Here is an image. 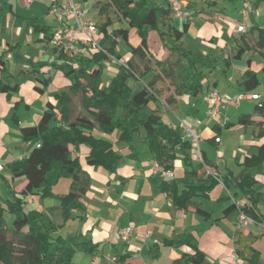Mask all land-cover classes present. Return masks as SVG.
Returning <instances> with one entry per match:
<instances>
[{
  "label": "crops",
  "instance_id": "obj_1",
  "mask_svg": "<svg viewBox=\"0 0 264 264\" xmlns=\"http://www.w3.org/2000/svg\"><path fill=\"white\" fill-rule=\"evenodd\" d=\"M82 1L86 0L76 2L81 4ZM96 1L93 0L91 8L95 5L93 9L96 14L104 18L101 22L103 23L107 20V16L103 14V10ZM256 1L237 0L232 5H227L229 7L219 0L183 1L189 17L201 18V23L196 29L197 36L201 38L203 46L206 47L202 48L205 52L201 54L208 55L211 59H217L220 62L213 56L220 54L222 60L232 53L235 43L242 34L237 30L239 25H244L247 30L253 25L264 26V17L261 20L259 12V7L264 3V0L258 1L257 8L253 9L251 2L255 3ZM53 2L55 1L52 0ZM154 2L167 6L171 1L165 3L163 0H148L149 5ZM50 6L48 7L49 11ZM226 11L229 13L226 14ZM112 13L109 16L113 21V24L108 28L110 31L118 27L128 28L124 16V24H121L118 19L114 22ZM171 16L173 26L178 21H181L182 24L185 22V20L176 19L172 12ZM189 24L186 34L194 30L192 22ZM55 26L56 23L49 26L50 34ZM175 28L177 29L176 26ZM147 30L150 52L155 59L165 60L169 51L163 47L158 32L152 27H148ZM253 37L256 39L257 33ZM182 39L184 40V38ZM129 41L133 46H138L141 43L136 28H130ZM184 43L189 48L190 44L186 40ZM5 44L0 55L10 48L8 42ZM65 54L70 58L68 62H71L73 66H77V56L91 55L88 51L80 52L78 55L67 52ZM245 55L246 65L233 70L237 62L235 60L227 75H224L219 68L213 70L209 74L211 78L207 79L208 75L204 80L203 93L197 96L176 95V101L171 104L161 98L158 102L151 103L147 107L148 112L158 108L162 120L172 127L179 126L181 128L182 122L187 117L193 119L201 135L199 148L193 147L185 151L177 149L172 169L173 178L164 176L158 168V163L153 160L147 145L143 142L144 129H141L131 144L119 141L118 131L112 134L94 132L96 135L110 140L114 148L121 154L122 157L115 172H109L87 160L89 148L86 145L82 144L76 147L74 144H70L71 157L79 159L82 170L89 175L91 181L87 192L80 198L84 208L73 210L71 218L65 222L57 197H43L37 190L28 192V180L25 177L13 178L7 167L10 163L27 157L36 146H39L41 142L39 138L25 141L21 128L36 125L46 110L47 101L55 102L54 95L62 88L69 87L71 82L59 69L62 63L59 58H55L52 67L43 65L39 68L34 65L31 69L25 65L16 75L9 68L10 59L14 56L7 53L5 65L11 76L7 77L0 71V79L11 86L18 84V90L10 95L0 91V162L4 166L0 170V203L4 208L3 216L7 226L12 227L15 219V215L9 212L5 202L10 198L9 191L12 189L23 200L26 212L42 213L43 220L47 224L52 223L58 226L57 230L51 232L52 237H60L67 243H89L84 246V250L93 247V249L91 248L92 252L77 251L73 256L72 264H173L183 254L195 253L194 245L190 246L185 239L182 240L181 237L185 236L196 239L199 250L205 255L201 264H233L236 256L239 264H264V223L239 227L237 224L239 214L236 211L231 212V210L235 206L249 205L250 202L248 196L239 192L234 185L227 188L222 182H219L206 196L198 195L193 198L201 208L211 212V218H205L193 207L186 210L177 208L162 190L164 180H174L178 184L179 190H182L185 171L190 169V162L193 164L202 162L201 152L223 175L230 172L236 176L243 169L242 163L245 157L257 153L259 147L264 144V136L258 137L256 134V123L261 122L264 127V116L255 113L256 105L264 102V91H259L261 85L249 91L259 94L258 99H243L239 103L227 102L222 106L223 117L234 124L230 128H226L208 117L209 96L212 89H217L230 96L242 92L243 88L239 82L248 68L249 57H252L251 68L257 72V75L259 71L254 67L260 63L259 66L261 69L263 68V58L258 62L254 60L259 54L245 53L240 61ZM132 56V53L129 52L121 61L124 63ZM118 62L119 67L120 61ZM153 74L154 72L151 70L142 79L148 78L147 81H149ZM223 76L228 81L224 88L219 85ZM20 77L26 78L22 84L17 80ZM137 82V86L145 84L142 80ZM166 91L172 93V90L168 88L164 89V92ZM241 114H252L256 123L247 126L237 124ZM201 115L205 116L204 120ZM198 120L201 121L200 124ZM215 124L222 127L219 135ZM232 129L238 130L239 137L237 144L229 149L226 145L225 133ZM116 141L119 142L120 148H116ZM254 168L256 171H253ZM250 171L259 183V191L263 193L257 210L264 217V163L250 168ZM212 172V168L204 165L198 170V177L206 179L207 175ZM71 183L70 178L61 177L52 186V192L55 195L66 194L70 191ZM221 206H223L221 212L217 213L216 209ZM127 225H134L136 232L129 241L124 242L118 237V233ZM147 231H151V237L145 239L143 235ZM239 234L245 237L240 244L237 243ZM154 239L158 241L155 242ZM250 246L258 251V256H254V263L247 259L251 256L250 251L245 254L246 258L242 256L243 251ZM112 258H116V262H113ZM186 264L195 263L189 261Z\"/></svg>",
  "mask_w": 264,
  "mask_h": 264
},
{
  "label": "trees",
  "instance_id": "obj_2",
  "mask_svg": "<svg viewBox=\"0 0 264 264\" xmlns=\"http://www.w3.org/2000/svg\"><path fill=\"white\" fill-rule=\"evenodd\" d=\"M258 1L260 0L251 2L253 9L257 8ZM96 3L107 16V20L99 25V31L102 34L100 45L103 50L91 55L77 56V66H73L71 62H68L70 58L64 51L55 49L59 60L62 61L59 69L71 84L54 95L55 102L47 101L46 110L36 125L21 128L25 141L39 138L41 142L27 157L16 160L7 167L13 178L25 177L28 180V192L37 190L43 197H57L65 222L71 218L73 210L84 208L80 198L87 192L91 181L89 175L82 170L79 159L71 157L70 144L76 147L86 145L89 148L87 160L109 172H115L122 157L121 154L110 140L94 132L112 134L118 131V140L131 144L141 129H144L143 142L147 145L153 160L165 170H172L177 149L185 151L193 148V145L189 139L183 138V129L179 126H169L162 120L158 108L151 112L146 110L151 103L158 102L162 98L164 88L160 87L159 83L163 78L168 79L167 88L172 90V93L165 98V101L171 104L176 101V95L197 96L203 93L204 80L213 70L219 68L224 75H227L233 62L240 60L245 53L260 54L263 57L264 70V26L253 25L242 33L232 53L223 58L219 64L217 59H211L208 55L201 53L195 54L185 45L171 23L170 4L164 6L154 2L149 5L148 0H97ZM213 3L215 4V1ZM111 12L124 16L128 28L118 27L110 31L108 28L113 24L109 17ZM189 25L188 21L182 24L181 31L184 34L188 31ZM148 27L156 29L163 47L169 51L165 60L155 59L150 52ZM49 28L41 27L46 32H50ZM130 28L137 29L141 39L138 46H133L129 41ZM255 33H257L256 39L253 37ZM119 39H123L129 45L133 56L126 62L120 63L116 76L108 86H104L101 81L104 61L111 58L121 61V55L117 52ZM10 50L11 47L0 55V71L7 77L11 74L6 68L5 57ZM136 59L146 61L143 69H139ZM251 63L252 57H249L248 68L239 82L244 92L252 91L260 84L257 72L251 68ZM151 70L154 74L147 83L136 87L131 84V79L141 81ZM17 90L18 84L11 86L0 79L1 92L10 95ZM76 94H81L85 112L73 116L72 103ZM255 113L264 116V102L256 105ZM254 123L256 122L252 114H241L237 122L243 126ZM233 125L229 121L224 123L226 128ZM256 126L257 136L263 137L264 127L261 122L256 123ZM215 128L219 135L222 127L215 124ZM201 154L203 162L189 163L190 169L185 171L182 190H179L174 180L163 181L162 190L172 204L185 210L193 207L205 218H211V212L201 208L193 198L198 195L206 196L215 184L222 182L227 188L234 185L239 192L246 194L249 198V205L235 206L231 212L236 211L239 214L242 211L255 223H264V217L257 210L263 193L259 191V183L250 171V168L264 163V144L259 147L257 153L245 157L242 163L243 169L236 176L230 172L223 175L203 152ZM204 165L212 168L219 177L210 173L206 179L199 178L198 170ZM61 177L72 180L71 188L66 194L55 195L52 192V186ZM9 193L10 198L5 202L9 212L15 215V219L13 226L8 227L3 216L4 208L0 203V264H72L73 256L77 251L92 252V246L89 250H84V246L89 243H67L60 237H52L51 232L57 230L58 226L52 223L47 224L43 220L42 213L26 212L23 200L16 195L15 191L10 189ZM181 238L185 239L190 246L194 245L195 253H185L173 264H186L189 261L195 264L203 263L205 255L199 250L196 239L187 236ZM244 239L245 237L239 234L237 243L240 244ZM247 248L242 256L244 257L250 251L251 256L247 259L254 263V256H258V251L251 246Z\"/></svg>",
  "mask_w": 264,
  "mask_h": 264
},
{
  "label": "rangeland",
  "instance_id": "obj_3",
  "mask_svg": "<svg viewBox=\"0 0 264 264\" xmlns=\"http://www.w3.org/2000/svg\"><path fill=\"white\" fill-rule=\"evenodd\" d=\"M55 2H61L65 3L66 0H53ZM78 1V0H75ZM87 1V2H86ZM82 1L81 4L78 3L79 8L85 9L87 12V17L90 21H94L99 26L100 23L104 20L103 17L96 14L95 10L93 9L95 5L91 8L93 4L92 1ZM151 1V0H150ZM168 1L172 0H163V2L167 3ZM181 2L187 1V0H180ZM198 2L200 0H197ZM222 4L225 3L227 5H232L235 1L230 0H219ZM237 1V0H236ZM247 2V1H246ZM184 3V2H183ZM52 4V0H30V2H26V0H0V52L3 51V47L6 45L5 42H8V46L11 47V50L9 53H11V56H14V58L10 59L9 62V68L12 72H14L16 75L20 73V70L26 65L28 67H31L33 69L34 65L37 67H41V65H47L49 67L54 66L53 62L55 58H58L57 53L55 51V46L51 44L50 42V32H46L45 29H41V27H49L53 26L56 23V16L51 13L48 9V7ZM229 7V6H227ZM260 17L261 20H263L264 17V3H262L259 7ZM229 12L226 11V14ZM112 18L114 22L120 21L121 24H124L123 16H117L114 13H112ZM189 13L187 12V18L185 21L192 22L194 30H191L188 34H184L182 30V23L181 21H178V23H175V26L177 27V34L184 38L188 44H190L189 48L194 51L195 54H200L203 51L202 48H206L203 46V43L201 42V38L197 36V26L201 23V18H198L197 16H191L189 17ZM247 29V28H246ZM118 53L121 55V59L125 58V55L129 52H131V49L129 45L126 44V42L123 39H119L118 43ZM91 53L90 51H88ZM228 52V51H227ZM223 55V53H222ZM213 58H218L222 62L220 58V54L217 56H213ZM263 57L259 54L256 59H254L256 62H258ZM136 62L139 64V69H143L146 61H140L139 59H136ZM119 63L116 59H110L104 61V69L102 72L101 81L104 86H108L111 80L116 76L117 69ZM153 63V62H152ZM263 63V59H262ZM154 64V63H153ZM246 65V55L243 57V59L237 60L236 65L233 67V70L238 67ZM259 64L254 67L256 70L259 71L258 76L260 78V89L259 91H264V70L262 71ZM35 66V67H36ZM18 77V76H17ZM211 78V75L207 77V79ZM25 77L17 78L19 80L18 82L20 84L24 83ZM148 78L142 79L144 83L148 82ZM219 85L222 86V88L225 87L227 84V79L223 76L220 79ZM131 84L135 87L137 86L138 82L134 79L130 80ZM168 85V79L163 78V80L159 83L160 87H163L164 89L167 88ZM170 95L169 92H164L162 99L165 100V97ZM74 114L73 116H76L80 112H85L84 108L82 106V100H81V94H76L73 98L72 103ZM245 106V105H244ZM200 116V115H199ZM202 116V115H201ZM201 118H205V116H202ZM207 119V118H206ZM186 120V121H185ZM184 121L194 128H196L195 123L193 122V119L187 117ZM229 121V120H228ZM196 130L199 132V130L196 128ZM201 137V135H200ZM239 137L238 130L232 129L228 130L225 133V141L227 148L232 149L233 146L237 144V139ZM201 141V140H200ZM116 148H120L119 142L116 141ZM253 171H256L255 168ZM208 206V204H206ZM223 206L216 209V212H221Z\"/></svg>",
  "mask_w": 264,
  "mask_h": 264
},
{
  "label": "built area",
  "instance_id": "obj_4",
  "mask_svg": "<svg viewBox=\"0 0 264 264\" xmlns=\"http://www.w3.org/2000/svg\"><path fill=\"white\" fill-rule=\"evenodd\" d=\"M30 2V0H26ZM172 14L176 19L185 20L187 18L186 5L180 0H172L170 2ZM246 7V5H245ZM50 12L56 16V26L54 27L50 42L58 51H64L69 54L78 55L83 51H90L91 53L103 50L100 45L102 37L99 27L94 21H90L87 17V12L79 8L75 0H67L65 3L53 2L50 6ZM238 32L244 33L247 31L244 25L237 27ZM120 63H123L120 61ZM259 94L252 92H240L235 96H230L226 93H221L217 89H212L209 96L210 108L208 110V117L218 124L224 125L227 118L223 117L221 108L227 102L239 103L243 99H258ZM200 124L201 121L198 120ZM181 128L184 130V139H189L194 148H199L200 134L196 128L189 126L185 121L182 122ZM202 155V154H201ZM203 162V158H202ZM159 165V164H158ZM207 166V165H205ZM3 164L0 162V170L3 169ZM159 170L167 178H173L174 173L172 170H165L163 167L158 166ZM215 177H219L216 172H212ZM256 224L255 221L240 211L238 218L239 227H246ZM136 228L134 225H127L123 227L118 237L127 242L135 234ZM143 237H151V231H147ZM157 242V239H154ZM116 262V258H112ZM233 264H239L238 257L233 260Z\"/></svg>",
  "mask_w": 264,
  "mask_h": 264
}]
</instances>
